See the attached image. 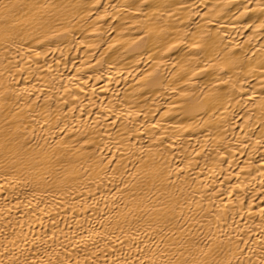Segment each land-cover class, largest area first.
Instances as JSON below:
<instances>
[{
    "label": "bare ground",
    "instance_id": "1",
    "mask_svg": "<svg viewBox=\"0 0 264 264\" xmlns=\"http://www.w3.org/2000/svg\"><path fill=\"white\" fill-rule=\"evenodd\" d=\"M0 264H264V0H0Z\"/></svg>",
    "mask_w": 264,
    "mask_h": 264
}]
</instances>
